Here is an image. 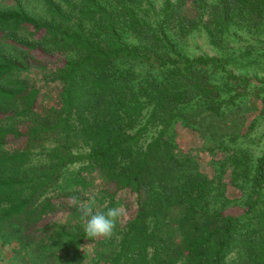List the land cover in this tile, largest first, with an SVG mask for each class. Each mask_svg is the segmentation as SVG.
Masks as SVG:
<instances>
[{"label":"trees","instance_id":"trees-1","mask_svg":"<svg viewBox=\"0 0 264 264\" xmlns=\"http://www.w3.org/2000/svg\"><path fill=\"white\" fill-rule=\"evenodd\" d=\"M41 1L48 18L21 2L0 9V34L41 35H8L15 54L0 50V121L10 125L0 128V221L23 225L19 247L5 231L1 245L9 241L24 264H85L86 240L96 245L94 264H264V152L254 159L225 143L248 126L251 90L264 88V79L229 67V39L234 27L264 29V0H163L159 10L145 0L156 18L143 0ZM196 30L221 55L187 53L179 40ZM56 52L69 55L48 80L47 100L20 74L45 68ZM178 121L198 129L203 144L215 142L205 151L225 148L220 166L212 161L216 176L179 151ZM76 162L84 166L68 171ZM229 169L238 198L223 182ZM64 186L92 191L101 210L131 196L134 212L97 241L69 224L44 228L60 199L79 200L48 193ZM69 215L82 221L77 206Z\"/></svg>","mask_w":264,"mask_h":264},{"label":"rangeland","instance_id":"rangeland-1","mask_svg":"<svg viewBox=\"0 0 264 264\" xmlns=\"http://www.w3.org/2000/svg\"><path fill=\"white\" fill-rule=\"evenodd\" d=\"M56 2L66 6L65 1L63 0H55ZM153 5L157 10L162 6L163 0H151ZM18 2H21L25 9L30 13L42 18H48L46 15L45 7L41 0H0V9H10L13 8ZM141 7H143L146 11V14L150 15L152 18L158 17L155 14L153 8H151L145 0L140 3H137ZM233 33L229 39V52L232 55L233 60L231 61L229 67L235 70L237 73L249 75V76H258L260 79H264V29L259 32L249 31L247 29H239L234 27ZM8 35H16L17 37L28 39V40H38L41 37L40 34H36L31 37L28 31L21 30L17 32H5L4 34H0V50L7 52L8 54H15L13 47L6 43V39ZM181 46L183 49L191 54V55H200V54H208V55H221V52L217 50L210 42L209 38L205 31H193L188 35L184 36L180 40ZM55 55L50 57H45L42 59V62L45 63V68H38L33 71H28L21 73L20 75L24 77L29 84L35 85L37 87H41L43 89V94L47 100H51L54 96L53 86L54 84L49 82L48 80L55 74L57 68L68 55L69 52L62 53L56 52ZM8 79V78H7ZM48 81V82H47ZM250 108H245L244 117H246L247 127H244L241 132H239V136L235 141L226 140L225 143L229 147H234L235 149L244 150L246 154H248L251 158H258L264 152V88H255L251 90L250 98H249ZM8 120L0 121V128L5 129L9 128ZM21 129L25 130L24 125L21 126ZM174 130L176 132V142L178 144L179 151L189 153L194 156L200 163L203 171L209 173L211 177L216 176L217 171L212 165V161L217 162V166H220L219 160L225 154V148L221 151L219 147H216L217 151H205L207 149V145H213L215 142H208L203 144L201 132L194 128L191 125H186L182 121H178L174 125ZM13 136L9 138L12 139ZM14 146L23 145L26 142V138H21L20 140L14 139ZM10 145V144H9ZM10 145V146H13ZM76 151V146L74 147ZM87 147L79 148L77 150H85ZM232 150V151H233ZM84 166L82 162H76L67 166L68 171H76ZM230 169L226 174V178L223 179V182H226L227 193L231 198H238L241 196L242 192L238 190L232 182V175L230 174ZM96 173L93 172V177H96ZM98 181V177L96 178ZM62 185H65V180L60 179ZM62 191H68L70 194H79V200L76 198H63L60 199V203H58V208H56L52 213H49L45 216L42 221V225L46 224L44 228L49 226L50 223L56 222L57 224H69L73 230L76 231V227L83 229V221L79 223L76 222V217L69 215L72 210L76 209V201H82L91 196L90 193L92 191H88V193H81L80 191L76 192V187L64 186L62 190L58 189L55 192L49 191V194H57L59 195ZM81 193V194H80ZM123 210L124 215L121 216L117 225L123 227L125 222L129 219V217L133 214V197L129 196L128 198L123 200ZM97 210H101V206L97 205L95 207ZM229 211H237L238 207H231L228 209ZM2 226V231L0 232L7 233L10 236V240L13 241V245L15 247H19L20 240L17 236H20L22 230L17 232V228H22L17 225L13 220L8 222L0 221ZM42 226V227H43ZM116 226L117 228H119ZM4 229V230H3ZM55 231V230H54ZM52 229L49 232L40 233L41 241L48 242L49 236L54 234ZM53 232V233H52ZM1 237V236H0ZM99 239V238H98ZM2 240V239H1ZM0 240V264H24L23 257H16L15 260L11 257L13 255V249L9 247V241L6 242L4 246L1 245ZM39 240V241H40ZM97 241V239H96ZM88 243L89 246L85 248L86 255L85 264H94L100 262L98 259V255L95 252L96 245L90 243L89 240H86L85 245ZM31 249H29L30 251ZM108 251V250H107ZM107 251L102 253V256L108 254ZM96 254V255H95ZM38 256L34 254L33 259H36ZM25 263L26 260L30 261L28 258H24ZM14 260V262H13ZM38 264V263H36Z\"/></svg>","mask_w":264,"mask_h":264},{"label":"clouds","instance_id":"clouds-1","mask_svg":"<svg viewBox=\"0 0 264 264\" xmlns=\"http://www.w3.org/2000/svg\"><path fill=\"white\" fill-rule=\"evenodd\" d=\"M95 205V195L89 196L85 200L77 201L78 211L81 213V219L83 221L85 237L91 240L109 238L113 234L118 219L124 215V210L121 207L97 210Z\"/></svg>","mask_w":264,"mask_h":264},{"label":"crops","instance_id":"crops-1","mask_svg":"<svg viewBox=\"0 0 264 264\" xmlns=\"http://www.w3.org/2000/svg\"><path fill=\"white\" fill-rule=\"evenodd\" d=\"M11 257L14 258L15 256L13 257V255H12ZM13 262H14V260H13Z\"/></svg>","mask_w":264,"mask_h":264}]
</instances>
